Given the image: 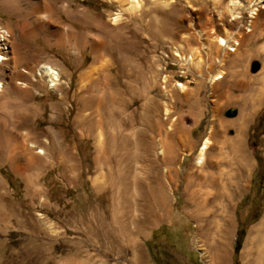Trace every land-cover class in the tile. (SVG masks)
Returning a JSON list of instances; mask_svg holds the SVG:
<instances>
[{"label": "rangeland", "instance_id": "1", "mask_svg": "<svg viewBox=\"0 0 264 264\" xmlns=\"http://www.w3.org/2000/svg\"><path fill=\"white\" fill-rule=\"evenodd\" d=\"M70 1L104 28L58 13L52 29L70 33L61 42L33 18L22 31L0 8V24L21 36L16 67L37 72L53 62L64 72L60 92L35 74L36 95L1 97L0 264H253L248 240L264 218V91L236 81L261 75L264 0H173L152 16L123 13L119 28L118 9L104 0ZM84 32L105 47L102 74L92 75ZM166 64L170 81L183 78L165 94ZM36 143L45 155L16 172L18 153ZM242 161L249 165L237 188L207 203L217 188L202 176Z\"/></svg>", "mask_w": 264, "mask_h": 264}, {"label": "bare ground", "instance_id": "2", "mask_svg": "<svg viewBox=\"0 0 264 264\" xmlns=\"http://www.w3.org/2000/svg\"><path fill=\"white\" fill-rule=\"evenodd\" d=\"M104 1L108 4H110V6H112V8L114 7L116 9H118V12L114 14V17L111 16L113 26L116 28H119L118 26H120V24L122 23L123 13H125V12H127L131 16H134V15H137L139 12H142V10H143V12L145 14H149L152 16L154 14V12H155L154 10L156 8H158V7L166 8L168 6H172V3H173V0H104ZM213 1H214V3H217V4L221 2V0H213ZM25 2L27 3L26 5L28 6V12L23 9V7H25L23 5V3H25ZM239 2H241V1H239ZM125 7H127V9H125ZM0 8L11 19L12 18H19L22 20L23 25L22 24L21 25H22V29H24L22 31H25V29H27V24L30 21L29 18H33L32 20L34 21V23L35 24L37 23L42 30V31L41 30H39V31L43 32L46 38L50 37V36H57L61 42H64L65 39H70V33L68 30L63 29L64 27L63 28L61 27V29H57V30L52 29V26L55 25L54 17L58 13H62L64 15H66L68 18H70L69 20L76 19V20L80 21L81 23H83L85 25H89L91 27H96L98 29L104 28L103 23L95 22L93 20V18L86 13V11L73 9V3L70 0H0ZM61 23H62V21H61ZM28 25H30V24H28ZM33 26H34V24H33ZM8 27L9 26H7V28H6L0 24V108L3 106V103L1 102V97L6 92H13L19 98H26L27 96H29L33 93H34V95H36L38 93V91L35 90L33 92L34 88L32 90V87H34V83L36 82V75L35 74L40 75L41 78H45L47 80L48 84L50 85L51 90L59 91V87L61 86L62 75L64 74L63 70L60 69L61 66L57 67L55 64H53V62H50V63L42 66L40 71L38 70L37 72L35 71V68L31 67L29 64H27V67L25 68L24 71L20 70V67L19 68L16 67L17 66V64H16L17 63L16 51L18 48V42L21 40L20 39L21 36H19L16 32L10 30V28L8 29ZM31 27H32V25H31ZM19 32H20V30H19ZM27 33L29 36H31V34H32V32H29V30H27ZM90 35H91L90 33H86V32H84V36L82 34V36L84 37V41H83L84 44L90 45L93 54H95V63L91 67V69H93V72H94L92 75L95 76V75H99L97 73H101V74L104 73L103 70L105 68L101 62H102L103 58L105 57V55H104V48L105 47L100 42L99 43L94 42L95 40L94 41L92 40V42H91V40H90L91 36ZM54 38H52V40ZM73 39H75V38L73 37ZM55 40H57V39H55ZM222 41L223 40H221L220 42H222ZM65 42H67V40ZM223 44L227 45L226 42L222 43L221 45H223ZM261 51L264 52V47ZM177 57H180V56L177 54ZM25 66H26V64H25ZM92 75L89 74L88 72H84L82 74L81 78L87 79V82H88V79H90V80L92 79L91 78ZM239 78L240 79H237V81H236L238 86L247 88L251 85H254L255 83H259L258 85H261L259 91H261V92L264 91L263 90L264 89V66L262 68L261 75H259L258 78H250V77H247L246 75H244L243 77H239ZM219 79H222V77L218 76L214 80L217 81ZM182 87H183V85L180 86V88H182ZM257 98H259V97H257ZM260 98H262V96H260ZM87 100H88V98H87ZM261 100L262 99H260V102H261ZM27 101H29V100H27ZM249 101H250V99H248V98L243 99V103H248ZM255 101H257V99ZM255 101H253L254 104L259 102V99L256 103H255ZM254 104H253V106H254ZM244 125L245 124H243V126ZM6 130H7V128H6ZM241 133H243V132H241ZM8 137H9V139H13V138L15 139L16 138V136H14L12 133H9ZM241 141H242V139H241ZM241 141H239V142H241ZM210 143H211L210 139L207 138L205 140L204 144L202 145V147L200 149V158H199L198 164L201 165L205 162L206 152L210 148ZM235 144H234V146H235ZM31 149L32 150H30V151L21 150L20 153L17 152L18 155H23L22 157L25 159H24V162L21 164L12 162V168H15L16 172L17 171L24 172L34 162L37 161L38 156L45 155V153H46L45 149L39 147V145H37V143L32 144ZM236 150H238V149H236ZM34 152H36V153H34ZM239 155H240V153H239ZM14 156H15V152H14ZM20 158H21V156H20ZM34 165H36V164H34ZM248 165L249 164L247 162L242 161L238 164L237 167H236V165L231 164V165H229V168H217L218 178L215 176L216 174L214 172L207 173L206 175H203L202 179H203V185L205 186V188H207V187L210 189H212V187H215V189L217 188V192L215 194L206 192V202L208 203V202H211L212 200L213 201L216 200L215 198L223 197L222 196V190L223 189L224 190L228 189L226 191H229V188H233V187L237 188V185L234 186L236 184L235 180L238 179L241 174H243V173L246 174ZM234 168H238V169H234ZM213 170H214V168H213ZM224 178H226V183H222ZM210 195L213 196L212 200H211V198H209L211 201L207 200V197ZM231 198H232V196H231ZM229 200H231V199H229ZM262 246L264 247V218H263L261 224L256 229H254L251 237L248 240V246L246 249V254L250 258V260L252 261L253 264L257 263L258 257L256 255H257V253L259 254V250H260L259 248Z\"/></svg>", "mask_w": 264, "mask_h": 264}, {"label": "built area", "instance_id": "3", "mask_svg": "<svg viewBox=\"0 0 264 264\" xmlns=\"http://www.w3.org/2000/svg\"><path fill=\"white\" fill-rule=\"evenodd\" d=\"M222 46H224V47H226V48H228L229 50H231V51H235L236 50V46L237 45H235V47H228V45H225V44H223ZM181 57H179V59H180ZM181 61H182V63H186V60H185V58H183V59H181ZM170 65H172V64H166V65H163V71H160V75H161V89H162V91L166 94V92H167V88L170 86V83L171 82H173L174 84H177V86H178V79H181V78H183V76H181V74H179V75H173L172 76V81H170V73H169V71H168V69L171 67ZM180 71V70H179ZM181 71H182V69H181Z\"/></svg>", "mask_w": 264, "mask_h": 264}, {"label": "crops", "instance_id": "4", "mask_svg": "<svg viewBox=\"0 0 264 264\" xmlns=\"http://www.w3.org/2000/svg\"><path fill=\"white\" fill-rule=\"evenodd\" d=\"M191 181H192V180H188L187 182L190 183ZM189 183H187V187H189V188L193 187V188L197 189V191L199 190V189H198V188H199V187H198V185H199V180H196L194 184H193V183H190V184H189ZM235 186H236V185H235ZM212 189H213V190H212V192H213L214 189H215V187H212ZM197 191H196V192H197ZM199 196H200L199 194L196 196V193H195V198L193 197V199H196L195 201H197V199H198L197 197H199ZM212 198H213V196H212ZM214 198H215V197H214ZM230 198H231V197H230ZM197 202H199V201H197ZM229 203H232V202L230 201Z\"/></svg>", "mask_w": 264, "mask_h": 264}, {"label": "trees", "instance_id": "5", "mask_svg": "<svg viewBox=\"0 0 264 264\" xmlns=\"http://www.w3.org/2000/svg\"><path fill=\"white\" fill-rule=\"evenodd\" d=\"M240 251V244L237 243V245L235 246V252L236 254Z\"/></svg>", "mask_w": 264, "mask_h": 264}]
</instances>
